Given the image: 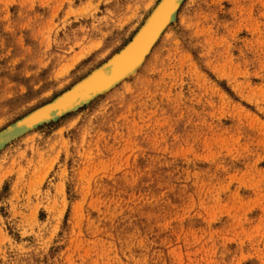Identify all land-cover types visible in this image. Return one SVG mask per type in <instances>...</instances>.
I'll return each mask as SVG.
<instances>
[{
	"label": "rangeland",
	"instance_id": "rangeland-1",
	"mask_svg": "<svg viewBox=\"0 0 264 264\" xmlns=\"http://www.w3.org/2000/svg\"><path fill=\"white\" fill-rule=\"evenodd\" d=\"M159 1L0 0V132ZM0 264H264V0H184L135 74L8 141Z\"/></svg>",
	"mask_w": 264,
	"mask_h": 264
},
{
	"label": "bare ground",
	"instance_id": "bare-ground-1",
	"mask_svg": "<svg viewBox=\"0 0 264 264\" xmlns=\"http://www.w3.org/2000/svg\"><path fill=\"white\" fill-rule=\"evenodd\" d=\"M183 1L160 0L145 23L120 51L61 95L31 111L0 132V149L14 137L35 129L43 121L50 122L52 118L56 120L62 117L61 115L67 114L66 111L70 109H74L72 111L79 109L110 92L129 76L135 74L172 22Z\"/></svg>",
	"mask_w": 264,
	"mask_h": 264
},
{
	"label": "water",
	"instance_id": "water-1",
	"mask_svg": "<svg viewBox=\"0 0 264 264\" xmlns=\"http://www.w3.org/2000/svg\"><path fill=\"white\" fill-rule=\"evenodd\" d=\"M98 90H101V89H98ZM98 90H97V91H98ZM92 93H94V92H92ZM89 94H91V93H89ZM83 104H84V103H83ZM83 104H82V105H83ZM72 110H74V109H70V110L66 111V113H68V112H70V111H72ZM63 115H64V114H63ZM63 115H61V116H63ZM52 120H53V118L51 119V121H52ZM45 122H48V121H43V123H45ZM43 123H42V124H43Z\"/></svg>",
	"mask_w": 264,
	"mask_h": 264
}]
</instances>
